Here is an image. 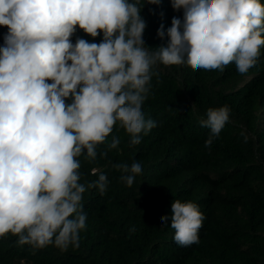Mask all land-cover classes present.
<instances>
[{"label":"clouds","instance_id":"obj_1","mask_svg":"<svg viewBox=\"0 0 264 264\" xmlns=\"http://www.w3.org/2000/svg\"><path fill=\"white\" fill-rule=\"evenodd\" d=\"M143 7L140 0H0V26L8 29L0 47V237L10 233L33 248L79 247L87 220L83 194L96 188L104 195L108 179L101 173L80 183L77 157L86 150L95 160L117 124L129 146L157 126L142 111L158 76L154 67L186 63L223 72L234 62L245 74L264 46L260 0H171L183 19L172 18L167 45L155 51L143 40ZM77 26L93 38L102 32V41L73 43ZM157 36L165 37L163 24ZM229 119L227 105L207 109L199 121L209 129L206 148ZM119 144L114 136L108 147ZM114 167L128 187L142 172L139 162ZM204 218L196 203L176 199L161 221L170 219L174 241L188 247L199 243Z\"/></svg>","mask_w":264,"mask_h":264},{"label":"trees","instance_id":"obj_2","mask_svg":"<svg viewBox=\"0 0 264 264\" xmlns=\"http://www.w3.org/2000/svg\"><path fill=\"white\" fill-rule=\"evenodd\" d=\"M140 4L145 46L149 51L166 46L171 20L183 19V10L175 11L171 0ZM161 24L163 39L157 36ZM7 32L0 26V47ZM77 38L100 43L103 33L93 38L77 26L70 39L75 43ZM153 70L158 76L152 77L142 111L157 126L129 146L130 136L117 124L98 145L95 160L86 157V150L77 157L80 183L95 181L101 173L108 179L104 195L96 188L83 194L87 220L79 247L33 248L19 245L9 233L0 237V264H264V46L245 74L234 62L223 72L193 70L186 63L158 64ZM224 105L230 119L206 148L209 129L199 121L208 108ZM114 136L120 144L109 149ZM133 162L142 172L128 187L114 165ZM176 199L196 203L205 217L197 244L179 246L170 219L161 221L171 216Z\"/></svg>","mask_w":264,"mask_h":264}]
</instances>
